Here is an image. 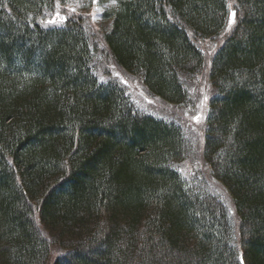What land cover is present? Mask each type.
I'll return each instance as SVG.
<instances>
[{
    "label": "trees",
    "instance_id": "obj_1",
    "mask_svg": "<svg viewBox=\"0 0 264 264\" xmlns=\"http://www.w3.org/2000/svg\"><path fill=\"white\" fill-rule=\"evenodd\" d=\"M96 1L99 34L67 0H0V264H264V0H233L208 72L209 179L178 171L182 130L99 82L93 54L181 105L228 0Z\"/></svg>",
    "mask_w": 264,
    "mask_h": 264
},
{
    "label": "rangeland",
    "instance_id": "obj_2",
    "mask_svg": "<svg viewBox=\"0 0 264 264\" xmlns=\"http://www.w3.org/2000/svg\"><path fill=\"white\" fill-rule=\"evenodd\" d=\"M107 5L109 7L113 4L109 1ZM228 8V18L220 34L213 39L200 40L198 43V47L204 56L203 67L197 76L188 79V99L181 105L165 106L161 102L151 99L139 84L115 66L110 58L101 52L93 54L96 60L99 82L118 85L125 90L135 107L162 120L173 121L182 130L188 146V153L178 171L189 179L197 175L198 177L203 175L206 179L210 177L202 162L205 123L210 112L209 101L214 95V91L210 87L208 72L215 53L235 24V18L230 23V14L234 12L233 0H228ZM62 9L66 14L89 19L92 28L98 34L109 27V22L103 20L102 17L103 6L99 5L96 0L92 2L89 0H67ZM212 188V191L221 198L228 208L234 225L236 224L237 227L234 208L227 191L215 181H212Z\"/></svg>",
    "mask_w": 264,
    "mask_h": 264
},
{
    "label": "snow or ice",
    "instance_id": "obj_3",
    "mask_svg": "<svg viewBox=\"0 0 264 264\" xmlns=\"http://www.w3.org/2000/svg\"><path fill=\"white\" fill-rule=\"evenodd\" d=\"M113 2H115V0H113ZM234 18H235V12H232L230 14V23H232L234 21Z\"/></svg>",
    "mask_w": 264,
    "mask_h": 264
}]
</instances>
